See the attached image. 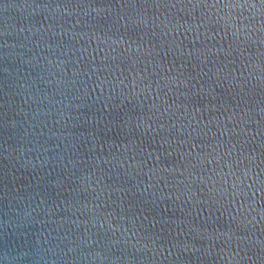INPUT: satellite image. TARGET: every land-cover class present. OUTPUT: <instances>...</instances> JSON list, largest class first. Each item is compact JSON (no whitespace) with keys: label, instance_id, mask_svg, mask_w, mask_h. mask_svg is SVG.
<instances>
[{"label":"clouds","instance_id":"9594fccd","mask_svg":"<svg viewBox=\"0 0 264 264\" xmlns=\"http://www.w3.org/2000/svg\"><path fill=\"white\" fill-rule=\"evenodd\" d=\"M161 8L208 9L224 61L186 52ZM0 35V264H264V99L246 91L264 90V0H26ZM201 104L220 113L211 151L158 166L193 140Z\"/></svg>","mask_w":264,"mask_h":264},{"label":"water","instance_id":"95a60500","mask_svg":"<svg viewBox=\"0 0 264 264\" xmlns=\"http://www.w3.org/2000/svg\"><path fill=\"white\" fill-rule=\"evenodd\" d=\"M26 2V0H0V32L3 31L4 27V19H5V6L6 5H17ZM97 3L105 2V0H96ZM139 2V0H137ZM148 3H159V4H213L217 3L218 0H146ZM219 2L227 3V2H240L243 3L244 0H219ZM249 3H258L259 0H248ZM158 13H164L165 15H168L170 17L172 25H175L172 29L173 36L175 37L177 43H181V47L185 49V51H192L195 55H200L201 57H207L209 62L216 61L217 63L224 61L225 57L221 53L219 56L215 54H210L209 49L213 47V45L219 47V42H223L224 32L223 29L219 25L209 24L208 25V34H212L215 36V39L208 40L205 39V33L206 29L205 27L201 26V19L200 13L207 12L208 9H198L194 11H190L189 9L185 8L181 10L180 8H174V9H156L155 10ZM214 11V10H213ZM161 19H163V16H161ZM197 31L201 33L199 39H195L197 35ZM171 39V37H169ZM3 37L0 35V43H2ZM226 47V45H225ZM199 50V51H197ZM195 55L193 57H188L185 55L184 57L177 59L176 57L172 56L170 53L167 58L163 57V53L161 54L162 58L165 59L166 63L169 67L173 66V61H175V67L180 68L181 63L185 64L184 71L190 72L193 76H196V74L200 71V65L199 62L195 59ZM228 59H231L229 57ZM193 65H196V67H193ZM211 67V63L208 65ZM5 60L3 56V48L0 47V138H2L3 129H2V113H3V99H4V81H5ZM204 71H207V68L204 69ZM200 83H205L206 77L201 75L199 77ZM193 83H196L195 80L192 81ZM199 84H197V87L199 88ZM249 91L248 99L252 101L261 100L264 99V90L261 89H251L246 90ZM217 93H222L226 96V98L231 102V96L227 95V93H223V90L217 88ZM210 99V98H209ZM201 112H197L195 116L196 121L201 122V127L196 129V133H194L193 140L189 141L186 144H180L179 141H176L172 148H167L165 146V150H161V158L157 162L155 161V157H153V161L158 164L160 167H167V168H174L179 164L181 168H183L184 162L191 161L193 163H196L195 160V153H203L210 152L211 148L208 147V145H212L215 143L214 138L212 137L211 133L216 132V123L215 120L219 118L220 113L211 111V106L209 105L208 111H203V104L200 105ZM224 119L226 120L227 117L225 116ZM256 119H259V116H256ZM212 120L213 123L209 124V121ZM193 126L195 127V121ZM185 137H180V139H184ZM172 139H175V137H172ZM195 145V147L193 146ZM171 152V155H168V153ZM192 152L194 155L192 157H186V153ZM178 178L183 179V177H179V174H176ZM199 175V173H197ZM261 179H264V176H261ZM203 187L201 184L199 187H197L196 183L192 184V188L189 192L191 194L193 191L195 192V195L193 196V200H195L197 197L200 198H206L204 193H201L200 188ZM186 198V197H185ZM257 199H259V194L257 195ZM261 203H264L262 201ZM261 205L258 204L257 207H260ZM148 214V213H146ZM171 215V213H169ZM194 215V214H193ZM217 215H219L217 213ZM177 216H179V213H177ZM204 216H207V212L204 213ZM256 237H260L261 233L259 231V226L255 230ZM258 247L256 251H258ZM252 255L253 253H249ZM248 264H253V262L249 261ZM258 264V261L256 262Z\"/></svg>","mask_w":264,"mask_h":264}]
</instances>
